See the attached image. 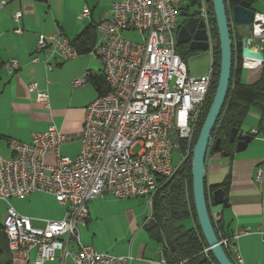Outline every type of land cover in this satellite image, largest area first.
Returning <instances> with one entry per match:
<instances>
[{"label": "built area", "instance_id": "1", "mask_svg": "<svg viewBox=\"0 0 264 264\" xmlns=\"http://www.w3.org/2000/svg\"><path fill=\"white\" fill-rule=\"evenodd\" d=\"M181 4L182 0H116L109 13L101 15L95 26L98 39L90 53L102 65L107 92L85 109L80 148L74 159L59 154L65 137L54 126L33 134L30 143L10 141L12 156L0 158V202L8 204L10 199L42 192L65 207L62 220L45 221L38 229L8 204L1 223L11 264H27L33 250L35 264L54 260L57 252L69 259L61 264H125L131 260L80 245L77 227L87 219L88 203L104 196L127 201L144 198L151 209L158 180L176 173L172 154L179 150L180 142H190L211 84V73L191 77L177 52V8ZM89 14L84 8L79 18ZM21 16L16 13L13 19L18 21ZM202 17L209 28L204 8ZM252 19L249 34L264 56V12H255ZM124 33L138 35L140 41L121 37ZM36 41V52L48 51L50 58L65 62L78 56L68 40L56 35H39ZM31 62L38 58L32 57ZM43 65L46 70L53 67L47 61ZM259 65L242 61V68ZM4 68L12 73L18 64L10 61ZM85 80L77 79L72 86L79 87ZM29 91L36 92L38 105L49 110L45 91H37L35 83L29 85ZM49 152L55 156L53 165L44 162ZM260 173H256L257 182ZM259 225L255 231L242 228L217 239L236 264H242L237 252L239 238L257 234L264 243V211ZM68 244L75 249L66 250ZM208 251L206 248L200 254L207 257ZM160 253L165 263L162 248Z\"/></svg>", "mask_w": 264, "mask_h": 264}, {"label": "crops", "instance_id": "2", "mask_svg": "<svg viewBox=\"0 0 264 264\" xmlns=\"http://www.w3.org/2000/svg\"><path fill=\"white\" fill-rule=\"evenodd\" d=\"M114 1L0 0V158L8 160L12 156L8 148L10 141L30 143L33 134L43 133L51 126L65 137L59 154L69 159L77 156L85 109L99 96L96 84L101 83L105 91L102 65L91 53L78 54L75 59L65 62L50 58L48 51L36 52V40L39 35H56L72 42L82 35L81 40L91 49L98 39L95 26L103 13H109ZM84 8L90 14L79 18ZM16 13L22 14L18 21L13 19ZM18 29L21 32L15 33ZM237 31L241 33L240 29ZM210 45L212 58L213 44ZM34 56L38 58L36 63L31 62ZM10 61L18 64V69L12 73L4 68ZM45 61L53 66L51 70L44 68ZM184 62L186 64L187 60ZM242 69L243 84L252 85L259 80L261 65ZM83 77L86 80L81 86H72L73 81ZM31 83L36 84L37 91L48 94L49 110L38 105L36 92L29 91ZM240 131L243 134L257 132L243 152L234 151L228 157L208 154L205 162L204 183L207 187L228 182L227 208L213 206L211 199L207 200L208 214L217 228L219 239L242 228L255 231L264 211V106L250 108ZM44 162L53 165L54 153H47ZM258 171L261 172L259 182L256 181ZM115 200L104 196L88 203L87 219L77 227L80 245L112 257H131L125 264H166L162 262L160 244L145 230L151 209L147 216L142 202L133 199V215L127 210L123 214ZM8 204L18 214L31 219L32 225L38 229L44 227L45 221L62 220L65 214V207L42 192L10 199ZM8 204H4L3 218ZM136 208L139 216L134 214ZM185 222L189 225L186 229L194 226L193 221ZM258 237L251 234L239 238L237 252L242 264H264V243ZM66 246L68 251L75 249L72 244ZM35 258L33 250L27 264H35ZM63 260L69 261L62 252H57L54 260L44 264H61Z\"/></svg>", "mask_w": 264, "mask_h": 264}, {"label": "trees", "instance_id": "3", "mask_svg": "<svg viewBox=\"0 0 264 264\" xmlns=\"http://www.w3.org/2000/svg\"><path fill=\"white\" fill-rule=\"evenodd\" d=\"M207 4V15L209 30L211 39L214 42L212 49V64H211V84L205 103L199 114L197 123L195 124L194 132L189 143L180 142L179 152L182 155L184 167L180 172H176L171 178L159 179L158 188L153 197V203L151 207V218H149L146 224V231L151 237L160 244L163 249V259L166 264H217L212 257L210 251L207 252V257H204L200 253L207 248L204 238L201 234L200 228H198V222L195 215L192 188H191V152L198 138L202 123L207 114V110L210 107L212 99L214 97L216 84L219 74V47L218 37L215 26L213 11L211 8V1L205 0ZM248 2L252 5L259 0H224L227 16L231 19V9L233 6L239 5L241 2ZM229 19V20H230ZM229 33L232 42V66L231 75L229 80V86L227 95L224 100L222 109L216 120L214 128L211 133V139L214 144L218 141L217 150H213L211 145L209 150L210 154H228L232 156L235 151V145L229 143V133L232 129L240 130L245 116L248 114L251 107L263 108L264 106V61L261 64V75L257 82L252 85L243 84L241 81L242 59L241 57V40L244 37L242 28L236 26L232 20L229 21ZM240 29L241 33L237 31ZM235 30V32H234ZM82 35L75 38L70 44L77 50L78 54L90 53V49L86 42L81 40ZM95 45V44H94ZM178 54L181 56L182 61L187 60L193 53L186 48L176 47ZM105 85V91L102 90L101 83L96 84V89L99 95L107 92ZM182 161V162H183ZM228 182L224 181L220 185L206 186L204 183L205 202L208 205V199H211V194L218 189H221L226 196L228 190ZM209 213V211H208ZM210 217V216H209ZM193 221L194 226L191 228H184L182 225L185 221ZM211 220V218H210ZM212 227L218 237L217 228L213 224ZM164 233H166L175 247V252L170 253L165 245ZM225 252L228 259L232 262L228 252ZM203 259H206L203 262ZM233 263V262H232ZM0 264H11L10 254L8 250V244L6 236L2 231V225H0ZM234 264V263H233Z\"/></svg>", "mask_w": 264, "mask_h": 264}, {"label": "water", "instance_id": "4", "mask_svg": "<svg viewBox=\"0 0 264 264\" xmlns=\"http://www.w3.org/2000/svg\"><path fill=\"white\" fill-rule=\"evenodd\" d=\"M211 8L218 37L219 47V74L214 97L207 110L206 117L202 123L198 138L191 152V188L194 204L195 215L204 238L206 246L217 264H233L226 256L224 250L218 243V238L212 227V223L208 214L207 205L205 202L204 192V169L212 145L211 133L219 116L220 110L223 107L224 100L227 95L229 80L232 66V42L229 33V18L224 0H210ZM264 6V0H261ZM255 10L251 3L241 2L236 7L231 9L232 22L242 28L244 37L241 40V59L242 61L250 62L257 61L260 65L264 61L263 54L259 51V45L255 39L250 37V25L253 22ZM180 17L183 14H179ZM203 21L196 19H188L179 28L176 44L178 47L188 44L187 48L190 52H204L210 49L211 34ZM229 143L235 145V153L243 152L252 139V136L243 134L238 129H232L229 133ZM213 150H217L218 141L213 144ZM223 157H228V154L223 153ZM185 161L179 163L176 172H180L184 167ZM211 202L213 206H221L227 208V201L221 189L215 190L211 194ZM164 235L165 245L170 253L175 252V247L166 233ZM206 259H203L205 262Z\"/></svg>", "mask_w": 264, "mask_h": 264}, {"label": "rangeland", "instance_id": "5", "mask_svg": "<svg viewBox=\"0 0 264 264\" xmlns=\"http://www.w3.org/2000/svg\"><path fill=\"white\" fill-rule=\"evenodd\" d=\"M262 4L263 3L261 2V0H259L258 2H256L255 4L252 5L253 9L255 10V12H257V13H263L264 12V6H262ZM206 7H207V4H206V1L204 0V7L203 8L207 12V8ZM229 21H231V20H229ZM234 32H235V30H234ZM121 37H123V38H125L127 40L135 41V42H139L140 41L139 36L138 35H134V34L124 33ZM210 43L214 45V42L212 41V39L210 40ZM211 60H212V58H211V47L207 51L199 52V53L192 54L191 56H189L187 58V63H186L189 75L191 77H195V78H198L200 75L208 76L209 73H210V69H211ZM212 145H213V142H212ZM137 151L138 150H135L134 152H137ZM181 160H182V155L180 154V152L178 150H175L173 152V154H172L173 165L174 166H178L179 163L181 162ZM115 201L118 202V204H117V205H119L118 209L123 214H124L123 211L127 210L129 213H131L133 215V199H130L128 201H123V200H121V201L120 200H115ZM134 201H139L140 203L142 202L141 204L146 208L147 216H149V207L146 204L147 203L146 200L144 198H141V199L137 198ZM4 204L5 203L0 202V222H2V219H3V214H4V210L3 209H5L4 208L5 207ZM139 213H140L139 209L136 208L134 210V214L139 216L138 215ZM183 225L185 226L184 228H187L189 226L188 222H185V223L183 222ZM232 262L234 264H236L234 259H232Z\"/></svg>", "mask_w": 264, "mask_h": 264}, {"label": "flooded vegetation", "instance_id": "6", "mask_svg": "<svg viewBox=\"0 0 264 264\" xmlns=\"http://www.w3.org/2000/svg\"><path fill=\"white\" fill-rule=\"evenodd\" d=\"M182 6L178 9V29L182 27V25L188 19H196L197 21H203L205 25L207 22L202 17V10L204 7V0H182ZM179 14H183L182 17ZM209 25V23H208ZM207 27V25H206ZM209 29V28H208ZM188 44L182 46V48L187 49Z\"/></svg>", "mask_w": 264, "mask_h": 264}]
</instances>
